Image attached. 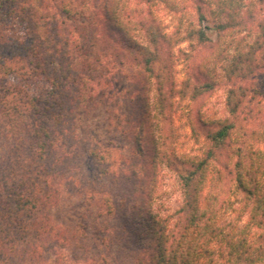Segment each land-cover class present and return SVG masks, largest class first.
<instances>
[{
  "label": "trees",
  "instance_id": "1",
  "mask_svg": "<svg viewBox=\"0 0 264 264\" xmlns=\"http://www.w3.org/2000/svg\"><path fill=\"white\" fill-rule=\"evenodd\" d=\"M74 1L10 0L5 12L27 39L28 82L36 77L44 88L22 94L27 86L12 80L16 68L0 67L8 73L0 81V115L22 119L21 106L30 110L10 148L18 159L9 166L19 171L0 172V264H46L40 241L65 239L45 210L57 202L56 191H47L57 165L76 163L79 138L66 115L93 102L108 79V63L94 74L97 62H123L124 50L144 71L137 158L152 154L153 191L132 220L126 216L135 224L134 264H264V99L242 82L264 67V16L257 14L264 0H190L194 19H185L189 9L178 0H103L99 13L93 0L83 10ZM116 32L124 42L118 53L108 50L119 42ZM99 37L108 41L97 56ZM218 87L225 89V114L209 117L195 103ZM179 121L193 152H177ZM90 151L95 178L104 177L109 154L100 156L98 143ZM137 166L133 158L125 169L133 183ZM160 166L178 178L182 200L173 212L156 201Z\"/></svg>",
  "mask_w": 264,
  "mask_h": 264
},
{
  "label": "rangeland",
  "instance_id": "2",
  "mask_svg": "<svg viewBox=\"0 0 264 264\" xmlns=\"http://www.w3.org/2000/svg\"><path fill=\"white\" fill-rule=\"evenodd\" d=\"M85 1L76 0L72 2V5L83 10ZM103 2V0H93L95 13L100 12ZM178 3L179 6H187L189 9L184 15L185 19H194V9L190 6L192 2L178 0ZM9 7H11L10 0H0V67L16 68L12 80L27 86V89L23 88L22 94H28L30 88L40 91L44 88L40 79L34 77L33 82H28L32 78L27 73L28 60H30V57L25 55L27 39H23L24 36L19 28L10 26L7 21L5 12ZM160 14L171 22L169 9L163 7L160 9ZM257 14L264 16V7ZM210 34L213 39L216 37L214 32ZM116 36L122 39L123 35L116 32ZM120 38L119 45L115 43L108 49L110 52L118 53L121 49L124 42ZM83 40L88 44L86 39ZM95 40L92 50L99 56L98 53H102L107 39L99 37ZM86 48L88 50V46ZM126 54L124 50L123 62H120L118 57L114 59L115 62H102L103 64L97 62L99 65L97 64L94 74H100L101 68L108 63L110 67L108 79L97 86L93 102L88 105L73 106L66 115L67 125L73 127L79 138L74 158L76 163H69L70 167L65 170L62 169L64 165H57L58 171L52 174L53 177L49 183L47 191L49 193L56 191L57 202L45 212L50 214L51 220L58 226L57 230L61 232L60 236L65 239L60 237L61 239L55 240V237H52L50 240L45 238L40 241L44 247L42 252L46 264H134L133 255L138 246L134 234L135 224L129 223L126 216H130L132 220V215L139 211L144 199H147L150 192L152 193L153 177L149 164L152 154L148 158L141 156L137 158L139 153L135 146L137 134L135 126L141 119L140 102L137 97L144 94V71L140 62L132 56L125 57ZM181 66V64L178 65V68ZM102 72L105 73V71ZM6 74L8 73L0 72L1 82L7 76ZM242 82L249 86L252 93L255 90L261 92L257 96L264 99V67L257 70L254 75L243 79ZM9 98L13 96H8L7 99ZM3 102L6 101L3 100L1 93L0 110L4 107ZM195 106L206 111L209 117L224 115L225 89L218 87L204 94ZM21 109L25 114L22 119L8 120L0 115V172H8L10 168L19 171L13 164L11 167L9 164L15 163L18 159L16 152L13 153L10 150L13 145L20 142L13 139L15 132H19L18 128H25V125H22L23 121L25 124L30 123L28 114L30 110L27 104L22 105ZM178 123L181 126V140L178 143L177 152H193L196 145L190 136L189 129L181 121ZM96 143L99 145L100 156L106 153L105 151L109 154L107 156L109 173L101 178H95L97 165L90 155V148ZM262 148L264 149V144ZM23 152L20 150V159L25 154ZM133 158L138 162L136 167L138 180L134 183L128 179V172H125ZM49 159L52 160L53 157L50 156ZM107 163L104 161L105 165H108ZM156 173L157 185L154 189L156 201L160 209L173 212L182 200L177 175L164 166L157 168ZM142 182L143 189L140 188Z\"/></svg>",
  "mask_w": 264,
  "mask_h": 264
}]
</instances>
